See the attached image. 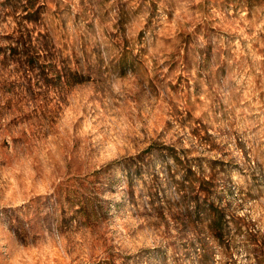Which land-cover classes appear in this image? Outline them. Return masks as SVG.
Returning a JSON list of instances; mask_svg holds the SVG:
<instances>
[{"label":"rangeland","instance_id":"obj_1","mask_svg":"<svg viewBox=\"0 0 264 264\" xmlns=\"http://www.w3.org/2000/svg\"><path fill=\"white\" fill-rule=\"evenodd\" d=\"M0 264H264V0H0Z\"/></svg>","mask_w":264,"mask_h":264}]
</instances>
